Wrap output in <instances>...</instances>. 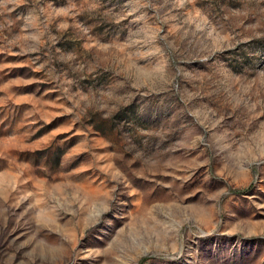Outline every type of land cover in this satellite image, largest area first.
<instances>
[{
  "label": "rangeland",
  "instance_id": "rangeland-1",
  "mask_svg": "<svg viewBox=\"0 0 264 264\" xmlns=\"http://www.w3.org/2000/svg\"><path fill=\"white\" fill-rule=\"evenodd\" d=\"M0 264H264V0H0Z\"/></svg>",
  "mask_w": 264,
  "mask_h": 264
}]
</instances>
